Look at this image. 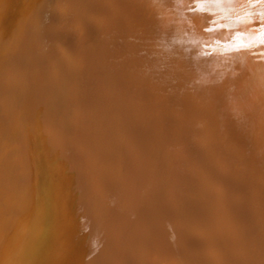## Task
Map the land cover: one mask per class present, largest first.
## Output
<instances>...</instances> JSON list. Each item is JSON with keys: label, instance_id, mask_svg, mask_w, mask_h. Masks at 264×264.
<instances>
[{"label": "rangeland", "instance_id": "rangeland-1", "mask_svg": "<svg viewBox=\"0 0 264 264\" xmlns=\"http://www.w3.org/2000/svg\"><path fill=\"white\" fill-rule=\"evenodd\" d=\"M13 1L16 11L0 8V264H122L143 253L133 250L136 232H154L146 206L164 190L152 180L154 166L164 155L178 165L193 159L213 125L197 112L226 115L264 92V0ZM111 84L124 94L126 115ZM217 163L224 177L244 179ZM91 193H107V204ZM210 198L221 221L247 229L220 197ZM192 235L210 238L204 230ZM239 245L235 258L249 257Z\"/></svg>", "mask_w": 264, "mask_h": 264}, {"label": "bare ground", "instance_id": "bare-ground-1", "mask_svg": "<svg viewBox=\"0 0 264 264\" xmlns=\"http://www.w3.org/2000/svg\"><path fill=\"white\" fill-rule=\"evenodd\" d=\"M220 30H221V28H220ZM126 34H127V31H126ZM216 36H218V35H216ZM146 37H147V35H146ZM147 39H149V38H147ZM218 41H220V40H218ZM159 43H160V41H159ZM152 47H153V45H152ZM130 48H131V46H130ZM134 49H136V48H134ZM151 50H152V48H151ZM231 53H233V52H231ZM120 55H122V54H120ZM150 57H152V56H150ZM244 57H245V55H244ZM120 58H121V56H120ZM126 58L128 59V57H126ZM134 59H136V58H133L132 61H134ZM137 59H139V58H137ZM143 60H141V61H143ZM147 60L148 59H146V61ZM120 61H123V60L120 59ZM127 61L129 62V60H125V62H127ZM137 61L139 62V60H137ZM152 61L156 62V60H153V59H152ZM117 62H119V60ZM130 63H131V61H130ZM143 64H144V62H143ZM150 64L152 66V63H150ZM130 65H133V63ZM154 66H152V67H154ZM218 68H219V66H218ZM115 69H117V68H115ZM140 69H142V68H140ZM137 72H138V70H137ZM140 73H142V72H140ZM142 76L144 77V74ZM119 81H120V79H119ZM129 88H130V86H129ZM253 88L256 89L255 87H253ZM111 89L113 90L114 93H116L117 96H119V98H121V102H122V105L124 107L123 110H124L125 115H126L127 111H125L126 109H125V104H124L125 101H124L123 92L121 91V89H119L118 84L117 85L111 84L110 90ZM110 92L112 93V91L108 90L109 94H110ZM116 95H114V96H116ZM114 96L111 100L109 99L108 102H111L114 99ZM133 96H134V94H133ZM223 97H225V96H223ZM226 97H225V100H227ZM176 98H177V96H176ZM228 98H229V96H228ZM117 100H119V99H117ZM177 100H179V99L177 98ZM160 101H161V99H160ZM114 102H115V100H113V103ZM127 102H128V99H127ZM217 102H218V98L215 101V107H217V104H218ZM109 105H110V103H109ZM129 105H128V107H129ZM186 107H188V106H186ZM112 108H110V109H112ZM129 109H132V108H129ZM115 110L117 111L116 108H114V111ZM197 113L200 117H202L201 120L206 118L207 120H205V121H208V123L207 122L206 123L208 125H210L212 123L213 125L209 128H206L202 132L203 142L200 146L196 147L193 159L183 163V165L179 164L180 165L179 166L178 163L175 162L174 159L171 157V155H169V156L164 155L161 157V160H160L158 166H154L157 168L152 173V180L157 184V186L164 189L163 194L161 192H158V195L156 196V198H154L146 206V210L149 211L151 215H150V218L145 221V224L152 227L154 229V232L149 234V233H145L143 231H137L136 232L137 242H136V245H134L133 250H135V249L143 250V253L142 254H136V255L132 254V252L129 253V255L126 256L125 259H123L122 264H264V92L256 93L253 98L249 99L243 105L240 104L236 109H234V111L232 113L231 112L227 113L228 115L227 114L223 115L224 113L221 112L220 109H214V108H208V107L201 108ZM140 115H142V114H140ZM194 115H196V114H194ZM222 115L224 117H222ZM118 117L119 116H117L116 119H118ZM208 118H209V120H208ZM124 119H125V116H124ZM194 119H196V118H194ZM209 121L211 122L210 124H209ZM112 125H114V124H112ZM123 128H125V127H123ZM142 128H144V127H142ZM116 130H119L120 134L124 133V130L122 131L121 128L119 129L118 126H116ZM124 136H125V134H124ZM152 158H154V157H152ZM219 160L222 161L224 164H226L229 168H231L236 174H241L244 179L242 181H239L238 179L234 178L232 174H231L232 176L228 175V176L224 177L222 170H221V167L218 166V163H217ZM108 178H109V176H108ZM104 179L106 180V178L103 177L102 180H104ZM212 181L213 182H217V181L220 182L221 181L225 184V187L223 189H216L214 187L212 188L210 186V182H212ZM105 184L106 183H104L103 185H105ZM176 185H178V187L189 190L190 196L179 193L175 187ZM105 186H107V185H105ZM105 186H103L102 188L104 190L106 189V191H109V190H107L108 188H105ZM126 186H127V184H126ZM98 189H100V188H98ZM103 192H105V191H103ZM117 192L119 194V191H117ZM123 192H125V191H122V193ZM115 193H113V194H115ZM106 194L104 193L105 196H108L109 193L107 195ZM195 194H201L202 198H200V199L196 198ZM92 195H90V197ZM99 195H101V194H99ZM99 195L97 197H99ZM93 196H94L95 200L98 199L96 197L95 193ZM105 196H104V198H106ZM120 196H122L121 193H120ZM128 196H130V195H128ZM210 196L220 197L221 203L223 204V206H227L229 209L228 214L230 215L229 216L230 219L235 221L236 224L241 223L240 226H243V224L246 225L247 229H245V231H242V232H237L238 230L236 231L235 230L236 228L227 224L228 220H227V222L221 221L222 219L220 220V217L224 214V212H223V210L216 208L217 203H215V201L212 200L210 198ZM104 198H103V196L99 197L100 200H102ZM122 198L123 197H121L120 199H122ZM170 198L172 199V201H170V202L169 201L168 202H163V201L161 202L162 199L168 200ZM95 200H92V202L94 201V203H95ZM116 200H118V198H116ZM104 201H106V204H107V202H108L107 198L104 199ZM99 203H101V202H99ZM109 203H111V202H109ZM116 203L119 204V202H116ZM100 205L101 204H99V206ZM119 205H121V204H119ZM124 205L126 206V204H124ZM102 206H104V205L100 206L101 209L104 208ZM202 206H209V207L211 206V207L216 208V209L211 211V213H204L201 209ZM117 207H118V205H117ZM130 208H128V209H130ZM98 209H100V208H98ZM98 209L96 208L95 211H97ZM102 211H103V209H102ZM255 211L257 213H254ZM97 212H100V211H97ZM108 212H109V210H108ZM112 212H113V210H112ZM99 220H100V218H99ZM111 220L115 221L116 219L112 218ZM103 223H105V221ZM112 223H114V222H112ZM183 223H185V224L182 226ZM168 224H171V226H168ZM108 225H109V222H108ZM238 225H237V227H238ZM111 226L109 225V227H111ZM259 226H263V228H260ZM101 229H100V231L102 234L103 229L102 230ZM110 229H111L110 232L114 233V230L112 231L113 228L111 227ZM242 229H244V228L242 227ZM196 230H204L205 232H207L209 234L210 238L205 239V240H196V238H194V236L192 235V232H194ZM110 232L108 230V232H106V234L110 233ZM106 237H104V238H106ZM116 238L113 240L116 241ZM102 241H104V240H102ZM114 241H113V243H114ZM239 241H242V243L244 242V245L246 247H244L243 245L240 246L242 243L240 244ZM247 242H248V244H247ZM99 243L101 244L102 242H99ZM104 243H105V241H104ZM221 245L226 246L227 249H222L220 247ZM238 245L241 247V249L243 247V249H245V250L247 249L250 251V254H249V251H247L249 255L243 252L245 255H247L249 257L244 256V258H242L239 256L242 259L235 258V256H237V253H238V251H237ZM255 250H257L258 253H254V252H256ZM112 253H114V252H112ZM216 253L220 254L222 256V260L221 259L219 260V257H218V259L214 258V254H216ZM94 254H95V252H94ZM244 254L241 253V256ZM115 255H116V253L114 254V256ZM105 257H106V259H108L107 255ZM112 257H113V255H112ZM245 257H246V259H245ZM104 259L105 258L103 256L102 260L104 261ZM99 261H101V260H99ZM101 263H102V261L100 262V264ZM111 263H113V262H111ZM91 264H92V262H91ZM107 264H108V262H107Z\"/></svg>", "mask_w": 264, "mask_h": 264}, {"label": "water", "instance_id": "water-1", "mask_svg": "<svg viewBox=\"0 0 264 264\" xmlns=\"http://www.w3.org/2000/svg\"><path fill=\"white\" fill-rule=\"evenodd\" d=\"M14 2L15 1H13V0H0V8L6 6L9 11L12 12V9H14L16 11L18 8L16 7V4ZM45 18H47V13L45 14ZM53 21L54 20L51 18V22H53ZM91 24H92V21L89 19V25H88V27L91 26ZM84 27L86 28V21H85V19L83 20V24H82V28H84ZM70 48H72V45L71 44L68 45V49H70Z\"/></svg>", "mask_w": 264, "mask_h": 264}]
</instances>
